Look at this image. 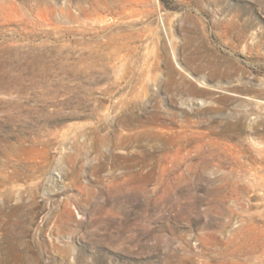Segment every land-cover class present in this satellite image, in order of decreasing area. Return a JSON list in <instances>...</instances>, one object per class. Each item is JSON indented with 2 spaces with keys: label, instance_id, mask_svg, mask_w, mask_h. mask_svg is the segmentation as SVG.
<instances>
[{
  "label": "rangeland",
  "instance_id": "rangeland-1",
  "mask_svg": "<svg viewBox=\"0 0 264 264\" xmlns=\"http://www.w3.org/2000/svg\"><path fill=\"white\" fill-rule=\"evenodd\" d=\"M0 264H264V0H0Z\"/></svg>",
  "mask_w": 264,
  "mask_h": 264
}]
</instances>
